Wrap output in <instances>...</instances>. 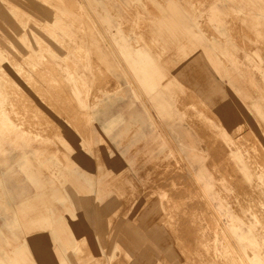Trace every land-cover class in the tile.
Listing matches in <instances>:
<instances>
[{
  "label": "rangeland",
  "instance_id": "rangeland-1",
  "mask_svg": "<svg viewBox=\"0 0 264 264\" xmlns=\"http://www.w3.org/2000/svg\"><path fill=\"white\" fill-rule=\"evenodd\" d=\"M78 1L85 3L81 15L75 3L72 11L61 8L73 16L67 20L73 31L78 32V25L83 24L87 31L92 28L108 39V43L93 46L95 53L104 56L103 73L95 70L97 80L93 74L97 60L71 62L90 80L89 111L81 109L84 100L78 108L68 102L77 111H46L44 105L41 111L23 108L27 101H21L18 111H10L22 128L34 133L41 128V136L0 126V201L11 199L24 207L27 198L23 196H30V203L41 207L33 200L35 189L21 168L27 162L22 153L30 150L29 161L39 168L47 187L42 199L52 203L55 215L67 214L66 206L74 209V202L81 201L94 208L96 224L112 220L105 242L91 227L74 244L79 247L77 252L67 253L70 260H66L65 247L73 246V240L66 234L55 240L41 227L29 233V245L35 242L41 247L38 239L42 236L53 263L235 264L222 242L226 239V245L234 247L248 264L240 246L249 244L239 242L231 221L222 216L227 207L237 208L236 193L245 181L234 153L264 166V43H256V31L235 19L239 9L234 7L248 5L230 4L229 0ZM50 4L57 7L53 1ZM216 9L227 16L225 22L212 17ZM242 11L241 16L257 17L264 24L263 11ZM175 28L179 34L172 37ZM124 29L129 41L141 39L140 45L153 56L157 52L153 40L164 48L159 74L141 65L137 47L122 39ZM163 36L171 43H165ZM206 47L216 50L212 58H207ZM181 49L189 56L182 55ZM216 94L212 105L208 96ZM110 120L116 124L108 134L103 125ZM69 135L71 147L64 142ZM103 137L107 143L103 144ZM199 174H203L202 182ZM78 179L85 187L76 188ZM70 184L77 189L74 195L68 190ZM238 206L240 216H250L244 203ZM40 210L46 212L44 206ZM34 214L38 212L27 213L26 220ZM10 218L0 206V228L13 242H0V257L18 264L11 258L18 250L25 254L19 259L22 264L48 263L42 253L39 259L32 256V244L31 255L23 248L22 228L15 230L17 239L1 227ZM123 225L141 231L145 244L129 245L122 237L114 247L113 235ZM101 247L114 258L107 259Z\"/></svg>",
  "mask_w": 264,
  "mask_h": 264
},
{
  "label": "crops",
  "instance_id": "crops-1",
  "mask_svg": "<svg viewBox=\"0 0 264 264\" xmlns=\"http://www.w3.org/2000/svg\"><path fill=\"white\" fill-rule=\"evenodd\" d=\"M51 1L55 2L57 7L52 6L50 4ZM137 1L141 4L144 3L142 0ZM242 2L248 5L243 7V9L255 8L256 10L264 12V7L259 5L264 4V0L228 1L230 4ZM74 3L79 10V15H81L85 3H80L78 0H0V122L3 120L2 124L0 123V126L2 128L17 130L19 127V130H22L27 134L41 136V128L38 133L24 129L19 126V118L10 113V111H18L21 108V101H27L25 104H22V107L26 109L31 106L32 109H38V111H41V107L44 105L47 108L46 111H77L76 107L78 108L79 101L84 100L85 106L81 107V109L89 111L90 97L88 90L91 85L90 80L88 76L80 71L76 64L71 62L72 60L77 62H85L89 59L94 61L97 60L100 65H96L93 69L94 77L97 80L95 70H101L100 66L104 61V56L100 53H95L93 51V46L95 44V46H97L98 44L100 45V43H108V39H106L105 35L101 32H94V29L92 28H89L88 31L87 29L85 30L83 24L78 25V32L73 31L71 28L72 25L67 23V20L73 18V16L64 13L61 11V8H66L67 10L72 11V8L75 7ZM172 3L179 5L178 1H173ZM158 8L160 11H164L162 5H158ZM234 8L239 9L236 11L237 14H235V19L243 22L245 25H250L256 31L257 37L259 38L258 40H255L256 43H264V24L259 21L257 17H251L249 15L241 16V13H243V11L240 12L243 10L241 7ZM214 16L215 18H219L222 22L227 20V16L218 9L213 12L212 17ZM92 24H94V22H92ZM136 29L139 28L136 27ZM175 31L176 32L172 30V37L179 34L177 28H175ZM122 34V39L125 43H130L137 47V56L141 65L147 66L154 70L155 73L159 74L160 60L166 54L160 43L155 40L152 41L153 45L157 48V52H155L156 56H153L147 48L140 45L143 43L141 39H138V42H135L134 40L129 41L127 29H124ZM79 35H81V37H79ZM163 37L165 43H171L168 37ZM220 39L224 40L223 38ZM85 42L90 44L89 48L83 46ZM72 45L76 46V48H72ZM191 48H195V46L190 45V49ZM204 50L207 51V54H210L207 58H212L210 56L216 52L215 49L213 52V50H210L207 47ZM181 51L183 52L182 55L189 56L184 49H181ZM102 73L103 71L101 70V74ZM10 78L12 81H8ZM11 86H13V88ZM14 89H17L16 92H14ZM18 90L19 92H17ZM216 91L219 92V89H216ZM97 95L99 98L102 96L98 93ZM217 95L218 94L208 96L210 104H214ZM43 99L46 100V103L42 102ZM224 100L226 99L224 98L223 101ZM68 102L74 103L76 107L73 108ZM3 117L7 118L3 119ZM115 124V120H110L103 125V130L109 134ZM241 124L243 125L242 121ZM222 135L224 136V139H227L225 133H222ZM70 140H73L71 135H69V140L64 141L69 147L72 145ZM74 141L76 140L74 139ZM102 142L103 144L107 143L104 137L102 138ZM254 152L257 153L256 155L258 156L261 154L256 147H254ZM30 153H32L30 150L22 153V157L26 159L27 162L24 163L21 168L35 189L32 196L34 197L33 200L36 201L35 203L41 204V207L44 206L46 212L49 213L48 215L42 214L46 212H42L40 210L41 207L39 208L30 203V196H23L24 198H27L24 207H20L21 204L23 205L21 202L18 203L11 199H3L0 201V206L3 211L11 214V218L4 220L1 227H5L8 233L12 235L13 238L17 239L19 237H17L18 235L15 233V230L22 228V233L25 234V238L22 241V243H24L23 248L25 247L31 255L30 246L32 244V249L34 250L32 256L34 258L36 257L39 259L42 253L44 258L47 257L49 259L48 263L43 260L41 264L55 263H53L47 256L48 251L42 236L41 239H38L41 241V247L36 246L35 242L30 245L28 243V234L39 227L44 229L43 231H49L55 240H59L61 233L66 234L73 240L70 242V244L73 243V246L65 247L66 256L68 252H77L79 247L74 246V244H77L78 238H83L89 229H95L100 240L105 242L110 233L109 230L112 225V220L108 221L106 224H96L94 222V208H89L88 204L87 209V206L85 207L81 201L77 203L74 202L73 205L76 209L74 207V209H72L70 206H66L65 213L67 214L60 213L55 215L51 211L50 207L52 206V203L42 199V197L47 194L45 181H43L39 168L29 161ZM234 154L235 157L239 159V163L244 172L245 181L242 190L240 189L236 193L234 203H236L237 208H235L236 206H232L231 209L230 207H227V213L222 216L226 217L228 221H231V226L234 228V234L239 237V242L242 244H249L240 246V250L247 259L248 264H264V259H262V256H264V173L262 172L264 166L260 165L257 161H254V159L247 162L245 154H240L238 152ZM202 175L203 174L198 175V180L200 182L204 179ZM88 180L89 179H86V182H88ZM76 181H78L76 188L84 186V184L80 182V179ZM88 184V191H92L93 186L91 185V181H89ZM68 190L73 192L74 195L77 189L70 184ZM241 195L245 196L243 200L240 199ZM24 198H21L20 200ZM242 203L246 205V210L249 212L250 216L239 215L238 207L240 206H238V204L240 205ZM78 206L82 207L85 211L81 212ZM76 210L78 212H76ZM31 212H38V214H34L30 220H26L27 213L29 214ZM40 212L42 213L40 214ZM195 212H197V210ZM90 222H92L93 226L90 225ZM243 226L248 227V230H243ZM219 232L221 235L226 236L225 231L222 230ZM149 235L153 236L151 235V232ZM122 237L129 243V245L134 244L141 247L146 242V237L142 236L141 231L133 229L128 225H123L115 231L112 238L114 247H116ZM0 242H4L7 245L13 243L10 237H8L1 228ZM222 242L225 243L228 252L234 257L235 264L245 263L234 247L229 244L226 245V239H222ZM100 249L107 259L114 258L113 254L105 253V249L102 247ZM17 251L11 258H13V260L16 259L18 264H22V262H19V259L22 261L25 258L22 256H25V254L21 251ZM66 258V260H70L68 256ZM12 262V264H15L14 261ZM65 262L66 261H62L61 264H66ZM69 262L71 263V261ZM0 264L10 263L7 262L4 257H0ZM35 264H38V261H35Z\"/></svg>",
  "mask_w": 264,
  "mask_h": 264
},
{
  "label": "bare ground",
  "instance_id": "bare-ground-1",
  "mask_svg": "<svg viewBox=\"0 0 264 264\" xmlns=\"http://www.w3.org/2000/svg\"><path fill=\"white\" fill-rule=\"evenodd\" d=\"M67 1H68V0H67ZM69 8H70V7H69ZM72 9H73V8H72ZM85 30H86V29H85ZM90 31H91V30H90ZM8 44H9V43H8ZM6 49H7V48H6ZM8 51H9V50H8ZM32 62H33V60H32ZM56 75H57V74H56ZM8 81H12L11 78H10V80L8 79ZM11 87L13 88V86H11ZM17 87H18V86H17ZM12 88H11V89H12ZM14 88H16V87H14ZM18 89H19V87H18ZM53 89H54V88H53ZM53 89H52V90H53ZM14 90H15L14 92H16L17 89H14ZM12 91H13V90H12ZM17 92H19V90H18ZM193 92H194V91H193ZM61 99H62V98H61ZM221 150H222V149H221ZM215 152H216V151H215ZM221 152H222V151H221ZM176 184H177V183H176ZM190 189H191V188H190ZM187 191H188V190H187ZM191 191H192V190H191ZM256 195H257V194H256ZM251 199H252V198H251ZM189 207H190V206H189Z\"/></svg>",
  "mask_w": 264,
  "mask_h": 264
}]
</instances>
